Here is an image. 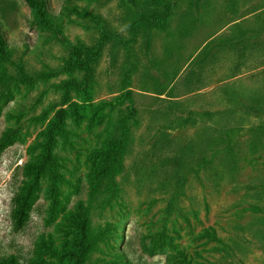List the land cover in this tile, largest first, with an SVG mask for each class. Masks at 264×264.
Returning <instances> with one entry per match:
<instances>
[{
  "label": "rangeland",
  "instance_id": "obj_1",
  "mask_svg": "<svg viewBox=\"0 0 264 264\" xmlns=\"http://www.w3.org/2000/svg\"><path fill=\"white\" fill-rule=\"evenodd\" d=\"M47 1L59 35L25 0H0V261L264 264V151L243 130L235 165L193 172L203 134L168 111L169 98L197 120L264 104V0H171L167 28L135 42L144 0ZM82 46L101 52L73 65ZM245 118L215 126L264 120ZM18 204L30 217L16 233Z\"/></svg>",
  "mask_w": 264,
  "mask_h": 264
},
{
  "label": "trees",
  "instance_id": "obj_2",
  "mask_svg": "<svg viewBox=\"0 0 264 264\" xmlns=\"http://www.w3.org/2000/svg\"><path fill=\"white\" fill-rule=\"evenodd\" d=\"M27 5L34 12L37 21L52 30L54 33H59L55 30L53 25V19L55 16L50 12L48 8L47 0H25ZM130 5L135 4L137 2H130ZM142 10H138L141 13L140 19L135 20L131 27L132 39L130 42H135L136 38L139 36L141 31H153V30H165L168 26V21L174 11L175 3L171 0H144ZM134 8V7H133ZM131 11L132 8L130 9ZM116 37H119L116 34ZM254 39H262L264 41V36L262 34L254 35ZM4 39L0 35V44L1 46L4 44ZM101 52L99 48L97 51L89 49L85 46L77 47L75 49V58L74 64L77 65L82 57L86 54L87 58H95ZM241 56H238L240 59ZM263 69L260 73L264 74V65L261 66ZM256 68L250 69L248 71L251 77H256L259 73H256ZM10 87L6 88V91L0 92V99L6 97L9 94ZM260 94L253 93L252 99L253 101H257ZM264 100V91L260 95ZM253 103L243 104L241 106L232 105L225 110L217 111V112H204L202 114V119L198 118V120L193 116L192 112H189L186 116H183V111L181 109L180 103L169 101L168 111L176 110L180 114L179 118L172 121L173 127L184 128L188 125L196 126L199 130L201 137H198V155L193 156V161L196 162V168L191 170L193 172H198L200 174L202 171H205L213 166L216 162H225L230 163L231 165H235L234 157H235V133L241 131H245L249 136L248 148L254 152H263L264 151V120L262 124L258 126H249L246 130L245 126H215L216 119L219 117H235L244 115L247 118V123L252 124L256 119L264 118V104L257 103L256 105ZM245 118V119H246ZM256 118V119H255ZM176 123V124H175ZM175 124V126H174ZM170 128L172 126H165ZM205 133V135H204ZM11 133H8L5 137L0 140V155L7 145L9 140L11 139ZM116 138L118 136L116 135ZM194 145H191L194 154ZM29 212L21 207L19 204L13 209L12 212V224L13 229L16 233L22 232L25 230L27 223L29 221ZM0 264H18L15 256H11L8 260L0 261Z\"/></svg>",
  "mask_w": 264,
  "mask_h": 264
},
{
  "label": "crops",
  "instance_id": "obj_3",
  "mask_svg": "<svg viewBox=\"0 0 264 264\" xmlns=\"http://www.w3.org/2000/svg\"><path fill=\"white\" fill-rule=\"evenodd\" d=\"M259 34H260V33H259ZM255 35H256V34H255ZM240 65H241V64H238V63H237L236 66H235V69H239V68H240ZM246 74H250V73L247 71ZM243 75H245V73H237V72H236V74L234 75V78H236V79L238 78V79H239V78H240L241 76H243ZM196 76H197V75H196ZM197 78H198V77H197ZM232 79H233V78H232ZM197 82H198V80H197ZM189 83H191V82H189ZM194 83H196V82H194ZM186 84H187V83H186ZM191 84H192V83H191ZM191 84H189V85H191ZM193 92H194V93H193ZM197 92H198V88H197L196 90H194V89H192V88H191V89H188V90H187V94L183 95L181 99L185 98V96L187 97V96H190V95L195 94V93H197ZM161 95H164V94H161ZM178 99H179V98H178ZM178 99H177V100H178ZM173 100H174V99H170V98H169L168 101L175 102V101H173ZM177 100H176V101H177ZM177 103H180L181 106L183 105V103L181 102V100H178Z\"/></svg>",
  "mask_w": 264,
  "mask_h": 264
}]
</instances>
